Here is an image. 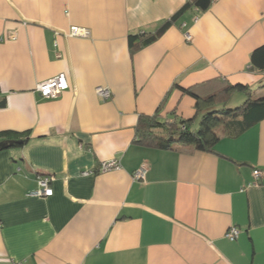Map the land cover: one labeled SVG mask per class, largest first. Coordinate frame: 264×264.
<instances>
[{
	"label": "crops",
	"instance_id": "obj_1",
	"mask_svg": "<svg viewBox=\"0 0 264 264\" xmlns=\"http://www.w3.org/2000/svg\"><path fill=\"white\" fill-rule=\"evenodd\" d=\"M188 1L0 0V132L28 136L0 150V264H264V176H253L264 172V121L223 134L218 153L137 143L142 117L197 128L228 86L264 93L251 68L264 0L187 9L132 55L130 35L156 32ZM72 27L87 35L68 37ZM60 74L70 89L43 99L37 87ZM188 89L220 99L198 110ZM111 160L119 171H99ZM40 177L53 196L29 195Z\"/></svg>",
	"mask_w": 264,
	"mask_h": 264
},
{
	"label": "trees",
	"instance_id": "obj_2",
	"mask_svg": "<svg viewBox=\"0 0 264 264\" xmlns=\"http://www.w3.org/2000/svg\"><path fill=\"white\" fill-rule=\"evenodd\" d=\"M215 1L189 0L186 6L171 21L166 22L156 32L130 35L128 42L132 55L161 38L173 22L187 9L196 8L199 11L206 12ZM251 68L264 73V45L252 52ZM225 91L227 94H244L246 101L240 107L229 108L223 105L217 108L213 106L204 109L197 128H192L188 122L183 120L179 122L161 121L157 118L158 114L142 117L137 128V143L141 146L164 151L178 150L180 147H191L205 153H218L216 147L223 134L229 138H237L264 121V93L254 95L249 86L241 84L230 85ZM186 93L196 99L198 110H202L203 104L216 102L219 98L218 96H212L207 100L201 99L193 89L186 90ZM6 107L7 97L2 95L0 90V109ZM229 120L232 123H229ZM25 135L15 132H0V150L12 144L14 147L21 146L19 142H26L28 139V136L24 138Z\"/></svg>",
	"mask_w": 264,
	"mask_h": 264
},
{
	"label": "built area",
	"instance_id": "obj_3",
	"mask_svg": "<svg viewBox=\"0 0 264 264\" xmlns=\"http://www.w3.org/2000/svg\"><path fill=\"white\" fill-rule=\"evenodd\" d=\"M87 35L86 30L78 27H72L67 34L68 37H84ZM186 38L188 40L192 39V36L187 35ZM70 82L68 80V77L65 74H60L56 76L55 78L48 80L46 82H43L37 87V92L41 95L43 99L46 100H55L58 99L64 92L68 91L70 89ZM97 96L102 101H108L112 99L113 94L109 88L106 87H99L96 89ZM121 169V165L116 160L106 161L102 163L101 168L99 171L102 173H108V172H114L119 171ZM145 169L140 168L137 172L134 174V180H140L143 176H145ZM91 173L84 172L83 175H89ZM254 176V184L257 185L260 181V179L264 176V172L256 169L253 172ZM50 179L49 178H43L40 177L38 179V190L35 192H31L29 195L32 197H51L53 196V190L49 187ZM240 235V230L238 228H232L228 231L226 237L230 241H235L238 239Z\"/></svg>",
	"mask_w": 264,
	"mask_h": 264
},
{
	"label": "rangeland",
	"instance_id": "obj_4",
	"mask_svg": "<svg viewBox=\"0 0 264 264\" xmlns=\"http://www.w3.org/2000/svg\"><path fill=\"white\" fill-rule=\"evenodd\" d=\"M246 101L245 95L240 93L226 94L223 99L220 100V105H228L232 108L240 107Z\"/></svg>",
	"mask_w": 264,
	"mask_h": 264
},
{
	"label": "water",
	"instance_id": "obj_5",
	"mask_svg": "<svg viewBox=\"0 0 264 264\" xmlns=\"http://www.w3.org/2000/svg\"><path fill=\"white\" fill-rule=\"evenodd\" d=\"M26 142H19V145H23V144H25ZM14 147V145L12 144V145H10L9 147L7 146V147H3L1 150H5V149H8V148H13Z\"/></svg>",
	"mask_w": 264,
	"mask_h": 264
}]
</instances>
